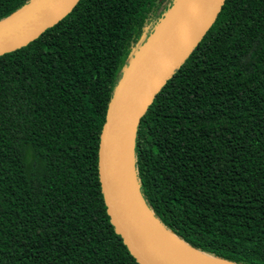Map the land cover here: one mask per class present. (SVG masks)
Returning <instances> with one entry per match:
<instances>
[{"label":"trees","instance_id":"obj_1","mask_svg":"<svg viewBox=\"0 0 264 264\" xmlns=\"http://www.w3.org/2000/svg\"><path fill=\"white\" fill-rule=\"evenodd\" d=\"M32 1L0 0V22ZM176 1L79 0L0 54V264H140L107 210L100 138L125 71ZM134 157L169 231L264 264V0H224L142 116Z\"/></svg>","mask_w":264,"mask_h":264},{"label":"water","instance_id":"obj_2","mask_svg":"<svg viewBox=\"0 0 264 264\" xmlns=\"http://www.w3.org/2000/svg\"><path fill=\"white\" fill-rule=\"evenodd\" d=\"M35 1L0 22V54L20 48L37 38L46 28L65 17L79 0H41L32 6ZM223 3L224 0H196L152 58L135 75H128L129 68L154 31L125 71L109 107L99 146L100 184L111 220L140 264L173 263L151 237L127 190L129 168L139 189L134 157L138 124L159 89L181 66L214 22Z\"/></svg>","mask_w":264,"mask_h":264},{"label":"bare ground","instance_id":"obj_3","mask_svg":"<svg viewBox=\"0 0 264 264\" xmlns=\"http://www.w3.org/2000/svg\"><path fill=\"white\" fill-rule=\"evenodd\" d=\"M40 1L41 0H36L32 6H35ZM195 2L196 0H177L174 7L163 18L161 24L141 49L140 53L129 68L128 75H135L152 58L157 50L174 32ZM127 190L135 210L151 237L173 264H232L202 254L201 252L187 246L174 234L169 232L145 205L131 168L127 171Z\"/></svg>","mask_w":264,"mask_h":264}]
</instances>
